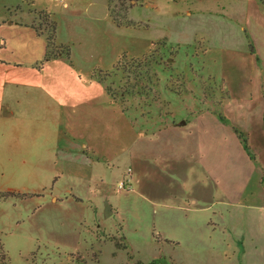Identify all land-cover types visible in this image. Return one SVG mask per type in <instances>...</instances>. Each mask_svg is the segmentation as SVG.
<instances>
[{
    "label": "rangeland",
    "instance_id": "374dc122",
    "mask_svg": "<svg viewBox=\"0 0 264 264\" xmlns=\"http://www.w3.org/2000/svg\"><path fill=\"white\" fill-rule=\"evenodd\" d=\"M239 7L243 5L233 0H0V64L10 69L0 73V80L13 75L47 87L56 82V73H80L83 79L102 73L103 84L135 120H164L169 114L180 118L192 103L214 104L213 110L233 120L230 103L249 105L242 96L251 80L244 32L230 17V10ZM75 8L78 13L72 14ZM101 8L122 29L115 45L103 24L92 21V11ZM39 13L50 14L55 22L56 44L69 43L62 45L71 48L70 62L46 67L48 29ZM254 83L249 91L260 102L263 93ZM16 103L0 104V193L11 190L32 197L0 198V255L5 254L7 264H264V207L231 201L243 197L249 203L256 196L257 186L250 178L243 185L241 174L232 190L216 178L215 218L191 217L175 233L160 229L147 211L133 204L130 191H119L117 185L109 188L118 198L112 206L121 215L106 216L100 201L53 204L51 194L57 191L45 183L52 175L22 173L5 157L2 123L11 118L10 111L15 110L14 121L39 113L34 99ZM254 146L261 156L253 150L249 155L261 158L264 168V137L249 142ZM96 206L103 210L101 216ZM77 210L84 221L77 219ZM113 239L125 249L117 251Z\"/></svg>",
    "mask_w": 264,
    "mask_h": 264
},
{
    "label": "crops",
    "instance_id": "0c3cea01",
    "mask_svg": "<svg viewBox=\"0 0 264 264\" xmlns=\"http://www.w3.org/2000/svg\"><path fill=\"white\" fill-rule=\"evenodd\" d=\"M233 1L243 5L232 8L230 17L239 21L244 32L243 54L250 63L251 78L242 96L249 105L230 103L233 120L213 110L211 103L186 105L180 118L169 114L164 120H135L111 102L106 85L92 73L86 79L80 73H68L70 77L56 73V82L47 87L11 75L0 80V104L17 107L16 102L26 97L37 101L39 113L36 118L14 121L12 110L11 118H5L9 163L22 173L52 175L45 183L57 191L51 194L53 204L83 206L100 201V205H110V215H121V211L112 206L118 198L109 187L129 181L133 204L170 233L179 231L181 223L191 217H216V178L229 190L235 188L237 174L242 175L243 185L250 178L257 186L256 196L249 194L253 198L249 203L243 197L231 201L235 206L264 207L263 161L249 155V150L260 155L259 148L249 147V142L264 137V0ZM77 13L75 8L72 14ZM92 21L103 24L104 34L114 45L119 42L122 29L112 24L106 9L92 11ZM64 61L69 62L61 58L46 67ZM1 72L10 69L0 64ZM250 83L262 91L260 102L253 100ZM243 131L246 136L240 139L238 132ZM77 211V219L84 221ZM95 211L103 214L97 206Z\"/></svg>",
    "mask_w": 264,
    "mask_h": 264
},
{
    "label": "trees",
    "instance_id": "16d2710c",
    "mask_svg": "<svg viewBox=\"0 0 264 264\" xmlns=\"http://www.w3.org/2000/svg\"><path fill=\"white\" fill-rule=\"evenodd\" d=\"M49 15L48 14L46 15L45 13H39V17L45 19L44 20L45 26L48 29V34L45 35V37H46L45 61L50 62V61H54V60L63 58V59H66L67 61L70 62L71 48L69 45L56 44L57 27H56L55 22L50 20L51 16H49ZM117 26H119V25L117 24ZM31 28L33 29L34 27L31 26ZM38 34L43 35L42 33H38ZM249 48H250V52H252L251 45H249ZM120 64H121V61H120V59H118V61L114 65L115 71L118 70ZM92 75L100 83H103L102 73H98V75H97V73L96 74L93 73ZM106 91H107L108 95L110 96L111 102L117 103V101L114 98V95L111 93V91L108 87H106ZM238 136L240 137V139L242 138L241 133H239V132H238ZM242 144H243L244 150L247 152L248 149H247L245 141L242 140ZM261 185L264 187V176H262V178H261ZM31 197H32V195L29 197L28 194L20 193L18 191H11V190L0 193V198L3 200H8V199L28 200ZM112 242H114L113 244H114V247L117 251L125 249L124 243H122V244L116 243L114 239ZM0 264H7V259H6V256L4 253H2L0 255Z\"/></svg>",
    "mask_w": 264,
    "mask_h": 264
},
{
    "label": "built area",
    "instance_id": "2783aa9c",
    "mask_svg": "<svg viewBox=\"0 0 264 264\" xmlns=\"http://www.w3.org/2000/svg\"><path fill=\"white\" fill-rule=\"evenodd\" d=\"M54 1H61L63 2L64 0H54ZM64 6H66V4L64 3ZM117 188L119 191H130L131 189V184L129 181H121L117 184Z\"/></svg>",
    "mask_w": 264,
    "mask_h": 264
},
{
    "label": "water",
    "instance_id": "95a60500",
    "mask_svg": "<svg viewBox=\"0 0 264 264\" xmlns=\"http://www.w3.org/2000/svg\"><path fill=\"white\" fill-rule=\"evenodd\" d=\"M105 215L108 216L110 214V206L106 205V211Z\"/></svg>",
    "mask_w": 264,
    "mask_h": 264
}]
</instances>
